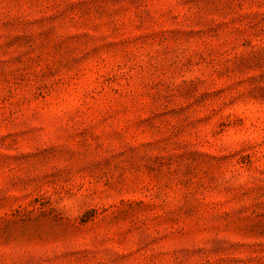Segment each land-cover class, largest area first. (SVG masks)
<instances>
[{
	"label": "rangeland",
	"instance_id": "1",
	"mask_svg": "<svg viewBox=\"0 0 264 264\" xmlns=\"http://www.w3.org/2000/svg\"><path fill=\"white\" fill-rule=\"evenodd\" d=\"M0 264H264V0H0Z\"/></svg>",
	"mask_w": 264,
	"mask_h": 264
}]
</instances>
